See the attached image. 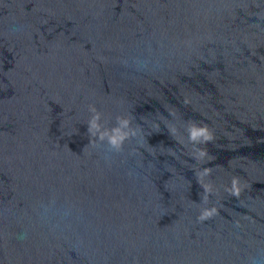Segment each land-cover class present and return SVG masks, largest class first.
Returning <instances> with one entry per match:
<instances>
[{
  "label": "water",
  "instance_id": "obj_1",
  "mask_svg": "<svg viewBox=\"0 0 264 264\" xmlns=\"http://www.w3.org/2000/svg\"><path fill=\"white\" fill-rule=\"evenodd\" d=\"M0 264H264V0H0Z\"/></svg>",
  "mask_w": 264,
  "mask_h": 264
},
{
  "label": "clouds",
  "instance_id": "obj_2",
  "mask_svg": "<svg viewBox=\"0 0 264 264\" xmlns=\"http://www.w3.org/2000/svg\"><path fill=\"white\" fill-rule=\"evenodd\" d=\"M197 135H202L203 136V138L205 139V140H210L211 139V136L209 135V134H207V132H206V130H201L199 133H193V139H195L196 138V136ZM233 184L235 185L236 184V181H233ZM234 194H237L238 195V191L237 192H235ZM211 213H209V212H205L201 217H200V219H204V218H206L208 215H210Z\"/></svg>",
  "mask_w": 264,
  "mask_h": 264
}]
</instances>
